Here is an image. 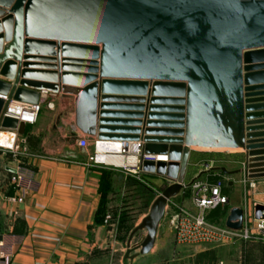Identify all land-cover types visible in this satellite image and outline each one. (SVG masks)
Segmentation results:
<instances>
[{
  "label": "water",
  "instance_id": "1",
  "mask_svg": "<svg viewBox=\"0 0 264 264\" xmlns=\"http://www.w3.org/2000/svg\"><path fill=\"white\" fill-rule=\"evenodd\" d=\"M0 78V147L27 128L8 105L47 92L74 97L83 135L167 159L142 164L169 186L127 258L152 252L169 202L196 182L185 185L192 148H243L248 179H264V0H0ZM209 172L240 173L199 178ZM243 224L232 209L226 228Z\"/></svg>",
  "mask_w": 264,
  "mask_h": 264
},
{
  "label": "crops",
  "instance_id": "2",
  "mask_svg": "<svg viewBox=\"0 0 264 264\" xmlns=\"http://www.w3.org/2000/svg\"><path fill=\"white\" fill-rule=\"evenodd\" d=\"M43 99L54 104L52 111L54 119L50 130L53 131L55 127L57 129L56 120H60L69 136L60 135L64 145L48 149L41 131L36 129L35 125L27 126L24 136L15 135L12 146L19 144L21 137L26 140L28 155L20 157L24 160L22 164L18 157H13L17 164H12L7 159L11 155L0 152V258L7 257L9 264H99L95 260L101 258L103 261L106 249L114 244V241H110L114 231L105 225L109 219V209L107 208L105 212L101 203L99 179L96 177L100 172L89 168L85 163L86 159L77 157L76 154L85 151L78 146L80 138H87L91 145L96 139L83 135L75 127L74 97L41 92V100ZM257 113H264V109ZM261 121H264V117ZM195 150L241 155L245 157L246 162L247 151L243 148L194 147L191 153ZM48 152H55L59 159L47 158ZM90 155L86 152V157ZM152 158L155 162L161 161L157 160L158 157ZM196 167L198 170L191 177V181L204 172L201 164H197ZM17 168H21L24 175L33 182L25 201L21 204L12 201L17 196L12 183ZM143 178L153 182L165 181L148 174H143ZM252 182L264 196V179ZM148 188L145 187L144 190L146 189L150 195L158 194L157 188ZM181 194L172 201L175 200L181 207L195 210L192 197ZM172 201L166 208V215L170 211ZM109 203L111 199L107 200V204ZM254 220L253 211L249 221ZM93 248L101 250L99 256H94ZM156 248L157 243L150 254L139 255L133 259L131 257L137 255L135 250L129 258L126 257L128 251L124 252L119 264H142L145 260H150L146 258H150ZM105 260V264H109L108 259Z\"/></svg>",
  "mask_w": 264,
  "mask_h": 264
},
{
  "label": "rangeland",
  "instance_id": "3",
  "mask_svg": "<svg viewBox=\"0 0 264 264\" xmlns=\"http://www.w3.org/2000/svg\"><path fill=\"white\" fill-rule=\"evenodd\" d=\"M53 110L54 107L50 109L45 105L35 125V128L41 131L42 138L46 142L48 149H55L64 145V141L60 139V135L69 136L60 120H56L57 129L55 127L53 131L52 129L50 130L54 119ZM56 122H54V125ZM86 152L91 154L90 156L92 157H97L95 145H90L85 151L76 154L77 157L86 159L85 163H87L89 168L100 172L96 177L99 179V193L102 197L101 203L105 212L107 208L109 209V219L105 225L114 231L110 239L111 242L114 241L113 246L111 245L106 249L103 261L101 258L95 261H98L99 264L102 262L105 264V259H108L109 264H119L123 253L127 252L128 248H136L145 239L146 231H141L133 237L130 246H128L130 233L141 219L149 214L152 204L169 184L161 180L149 181L142 177L141 184L139 185L134 182V178L129 173L123 170V166L95 165L90 162L89 157H86ZM13 157L11 155L7 159L12 164H17V161ZM47 158L52 160L59 159L55 152H48ZM23 162L24 160L20 158V164ZM197 164L202 165L204 172L215 168H224L232 173L240 171V173L232 175H225L222 172H209L201 178H199L200 175L195 178L197 179L196 182H203L218 187L228 199V203L225 206L207 214L209 224L218 228L226 227V221L231 210L239 208L244 212L243 225L249 227V217L254 211V206L264 204V196L261 195L262 193L258 190L257 185L255 188L250 187L245 157L227 153L198 152L195 150V152L191 153L185 185L191 182V177L198 170ZM208 164H211V168L206 170L205 168ZM155 182L157 184H154ZM194 184L192 187L185 188L181 192L183 196H190L193 200ZM145 187H155L159 190L158 194L153 196V200L150 199V194L145 191L146 189L144 190ZM108 199H111V203L109 204H107ZM112 204L114 206H111ZM176 206H179V204L173 200L169 213L167 215L165 213L160 224L159 238L158 242H156L157 248L150 258H146L150 260H145L142 264H262L264 261V240H236L231 244L214 243L201 246L177 245L173 240L175 238L173 237L174 226L172 225L177 212ZM183 208L185 207L183 206ZM189 211L195 212V210ZM100 251V249L93 248L94 256L96 257ZM134 252L139 254V250H135Z\"/></svg>",
  "mask_w": 264,
  "mask_h": 264
},
{
  "label": "built area",
  "instance_id": "4",
  "mask_svg": "<svg viewBox=\"0 0 264 264\" xmlns=\"http://www.w3.org/2000/svg\"><path fill=\"white\" fill-rule=\"evenodd\" d=\"M1 79V78H0ZM0 99L8 101L7 97L0 96ZM48 106L50 109L54 107L53 102L43 99L40 100L36 106L10 103L6 108L5 117H11L24 123L26 126H34L37 124L40 113L44 106ZM2 131V130H1ZM99 141H94L92 145L97 148ZM105 143H119V142H105ZM123 149L124 157L133 158V163L127 159L126 166H123V170L129 173L134 179L141 182L143 177L142 164L144 161H155L154 158L144 156L142 152V144H123L119 143ZM90 142L87 138H80L78 140V146L82 150H86L90 147ZM133 147L134 152L126 154V148ZM0 152L5 155H12L14 157H22L28 155V149L26 146V140L21 137L19 144L14 147L0 148ZM97 157H89L90 162L95 165L100 164L98 155ZM167 160L165 158H158L157 160ZM101 165V164H100ZM113 166V165H112ZM211 168V164L206 165V170ZM250 187L255 188L254 182L249 181ZM12 183L17 196L12 199L16 203H23L27 196V192L31 189L33 182L28 179L21 168L15 170V174L12 177ZM193 202L195 212L186 210L181 206H176V215L173 219L172 225L174 226V238L175 242L179 246H201L214 243H228L231 244L236 240H264V220L249 221V227L244 226L241 231H233L226 227L218 228L209 224L207 221V214L220 207L225 206L228 203L227 197H225L218 187L211 186L207 183L196 182L193 186ZM0 264H9L7 257L0 258Z\"/></svg>",
  "mask_w": 264,
  "mask_h": 264
},
{
  "label": "bare ground",
  "instance_id": "5",
  "mask_svg": "<svg viewBox=\"0 0 264 264\" xmlns=\"http://www.w3.org/2000/svg\"><path fill=\"white\" fill-rule=\"evenodd\" d=\"M123 149L125 150L119 143L110 144L99 142L96 148L99 163L101 165L126 166L127 159H129L130 163H133V158L124 157ZM126 152H128L126 154L133 153V147L126 148ZM161 161H163V159H161Z\"/></svg>",
  "mask_w": 264,
  "mask_h": 264
},
{
  "label": "trees",
  "instance_id": "6",
  "mask_svg": "<svg viewBox=\"0 0 264 264\" xmlns=\"http://www.w3.org/2000/svg\"><path fill=\"white\" fill-rule=\"evenodd\" d=\"M134 182L138 183L139 185L141 184V183H140L139 181H137L136 179H134ZM148 190H149V189H148ZM149 191H150V190H149ZM150 192H151V191H150ZM149 197H150L151 200H153V198H154L153 195H150Z\"/></svg>",
  "mask_w": 264,
  "mask_h": 264
}]
</instances>
